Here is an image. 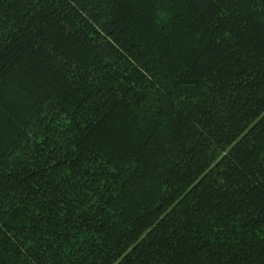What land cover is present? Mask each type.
Segmentation results:
<instances>
[{"label": "trees", "instance_id": "trees-1", "mask_svg": "<svg viewBox=\"0 0 264 264\" xmlns=\"http://www.w3.org/2000/svg\"><path fill=\"white\" fill-rule=\"evenodd\" d=\"M262 45L261 0H0V264H264Z\"/></svg>", "mask_w": 264, "mask_h": 264}, {"label": "snow or ice", "instance_id": "snow-or-ice-1", "mask_svg": "<svg viewBox=\"0 0 264 264\" xmlns=\"http://www.w3.org/2000/svg\"><path fill=\"white\" fill-rule=\"evenodd\" d=\"M34 2H38V0H34ZM220 2L222 3L223 0H220ZM232 2L236 3L240 7H243L248 2V0H232ZM261 2H264V0H261ZM216 11L219 12V14L221 16L224 15V13L222 11H220L219 5H217ZM244 26H247V21L246 20H245V25ZM244 26H242V27H244ZM240 35H241L240 33L236 34L237 40L233 41L234 44L237 43V41L240 38ZM225 36H227L231 40V33L229 31L225 32ZM248 43L251 44V39L248 40ZM262 46H264V45H262ZM241 48H243V51H248L247 47H245L243 45H239L237 47V49L233 52V56L234 57H237V56L241 57V59H242L241 67H244V66H246L248 64V59L249 58L247 56L243 55V51L240 50ZM232 67H235V61L233 62ZM236 70L238 72L240 71L239 68H237ZM252 71H253V69L251 67H247L246 72L250 73ZM244 75H246V73L245 72H241V77H243ZM253 78H256V77H253ZM260 78L264 79V74H262V76ZM3 106H4L3 105V89H0V112H2ZM0 146H2V136H0ZM8 155L11 156V153H8ZM17 155H19V154L17 153ZM11 170H13V165H11V164L5 165L4 163L0 162V221H3L4 216L6 214V211H7L4 208V204L9 199H11L13 201V203L9 205V208L15 207V205H16V199H17L16 198V193L12 192L11 196H9V194L4 191L5 183L6 182H10L11 180L16 178V177L12 176ZM6 177H7V181L5 179ZM25 194L26 193L22 190L21 197H20V202H22V203L24 202L23 201V197H24ZM259 227L261 228V230H264V218L260 219ZM0 228H2V223H0ZM260 239L264 240V236H261Z\"/></svg>", "mask_w": 264, "mask_h": 264}]
</instances>
